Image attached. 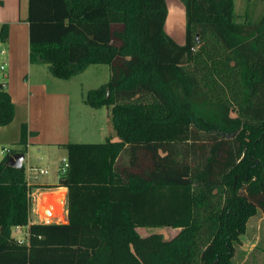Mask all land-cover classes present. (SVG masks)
<instances>
[{"label": "trees", "instance_id": "obj_1", "mask_svg": "<svg viewBox=\"0 0 264 264\" xmlns=\"http://www.w3.org/2000/svg\"><path fill=\"white\" fill-rule=\"evenodd\" d=\"M182 1L180 44L166 0H29L31 63L61 79L111 66L84 102L110 108L117 139L63 145L49 187L68 188V222H31L25 166L0 161V264H238L249 218L264 213V13L239 22L235 0ZM15 112L0 82V126Z\"/></svg>", "mask_w": 264, "mask_h": 264}, {"label": "crops", "instance_id": "obj_2", "mask_svg": "<svg viewBox=\"0 0 264 264\" xmlns=\"http://www.w3.org/2000/svg\"><path fill=\"white\" fill-rule=\"evenodd\" d=\"M28 2L29 0H0V28L4 23L9 25L7 38L2 40L0 37V66L4 65V69L0 68V82L5 83V89L15 104L16 112L14 120L18 113L22 112L26 120H28L27 129H29V124L32 125L33 123L31 112L33 99H35L37 107L43 104V101L46 102L47 99H51L55 107L53 121L46 120L47 117L45 118V116L47 114L40 112V108L34 112V114L40 116L41 120H37L35 123V125H39L35 130V140L27 136V143L25 144L26 151L23 165L26 169L27 180L33 191H38L42 185L58 184L59 177L62 174L61 168L63 164L60 166V174L56 176L54 184L38 182L39 174L42 173L37 171L40 168L49 169L48 165L42 166L40 162L44 159L48 160L47 156L52 154V150L60 149L62 151V162L63 158H67V149L63 145L73 142L70 135L69 116L71 100L70 94L67 91L55 92L48 90L51 79L47 64L30 62L29 22L27 20ZM102 108L95 109L99 111ZM105 116L107 122H109V110H107ZM24 121L22 124L25 123ZM40 122L43 126L50 125L51 127L52 125L49 128L51 129L50 136H47V133L41 134L42 132L39 129L41 126ZM10 124L0 127H6ZM30 131L34 132V130ZM109 137L117 139L114 131L111 132ZM32 146L36 147L40 152V157L36 159L40 162L34 161L35 158L31 152ZM25 161L27 162L26 164ZM47 192H59L62 196V201L64 199L63 214L54 222H68V188L66 186H53L43 193ZM259 213L260 215H258ZM32 214L31 222H39L38 218L34 219ZM15 228L19 229L21 226ZM22 228H26L25 236H27V227L23 226ZM240 240L241 243L236 245L233 260L238 264H264V213L262 211H258L249 218L246 232L240 236Z\"/></svg>", "mask_w": 264, "mask_h": 264}, {"label": "rangeland", "instance_id": "obj_3", "mask_svg": "<svg viewBox=\"0 0 264 264\" xmlns=\"http://www.w3.org/2000/svg\"><path fill=\"white\" fill-rule=\"evenodd\" d=\"M168 5V16L166 19L165 29L166 31L180 44L185 42L186 38V11L185 5L182 0H166ZM235 12L236 18L239 22L250 20L257 22L264 13V0H235ZM1 76V75H0ZM111 77V66L109 64H92L84 72L79 73L69 79H61L54 76L50 72V85L48 90L50 91H67L70 94L71 106H70V135L73 142H99L106 140L112 131H114L111 120L107 122L105 114L107 110L110 111L108 106H104L101 110H96L90 105L84 102L86 92L89 89L97 88L100 85L109 81ZM56 86V87H54ZM41 103V102H40ZM32 125L29 124L28 137L35 140V130L39 125H35L37 120H41L40 116L34 114L37 109L42 113H46V120L53 121L54 105L50 100L43 101V104L37 107L35 99L32 100ZM35 108V109H34ZM26 112V111H25ZM28 112V111H27ZM27 124L28 120L19 112L16 119L12 124L6 127H0V160H2L9 153H19L25 149V144L20 142L22 122ZM24 123V124H25ZM38 123V122H37ZM22 124V125H21ZM41 134L50 136V125L43 126L39 123ZM28 128V124H27ZM32 128V129H31ZM34 130V132L30 131ZM52 154L47 156V159L43 161L36 160L40 157V152L36 147H31V152L34 161H38L42 166H49V172L47 174H39V183L54 184L56 176L60 174V166H62V151L60 149L52 150ZM27 162L25 161V164ZM62 171V168H61ZM39 172V170L37 171ZM40 173V172H39ZM33 191V189L31 188ZM41 190H45L42 188ZM51 203V201H49ZM39 206V203H38ZM37 206V207H38ZM47 210H52V206H49L43 210L39 207L38 213L46 215L48 217H60L61 215H50ZM260 215V213L258 214ZM33 218H37L36 214H32ZM138 232L145 236L150 233H162L166 239L173 237L178 231V228L173 227H138ZM26 228H12V235L17 239L24 240Z\"/></svg>", "mask_w": 264, "mask_h": 264}, {"label": "bare ground", "instance_id": "obj_4", "mask_svg": "<svg viewBox=\"0 0 264 264\" xmlns=\"http://www.w3.org/2000/svg\"><path fill=\"white\" fill-rule=\"evenodd\" d=\"M51 201V203H49ZM49 206H52V210H47V212L50 215H61L63 213V201H62V196L59 194V192H47L43 193L39 197V206L37 207V211L39 210V207L41 209H45ZM42 216H45L48 219H51L53 217H48L46 215L41 214Z\"/></svg>", "mask_w": 264, "mask_h": 264}, {"label": "built area", "instance_id": "obj_5", "mask_svg": "<svg viewBox=\"0 0 264 264\" xmlns=\"http://www.w3.org/2000/svg\"><path fill=\"white\" fill-rule=\"evenodd\" d=\"M0 68L4 69V65H1ZM67 165H68L67 158H63L62 173L66 170ZM39 172L44 174V173H47L48 170L44 169V168H40ZM42 188H44L45 190H41ZM49 189H50L49 185H42V187L38 191H35V190L32 191L31 190V192H30V196H31V199H32L31 213H34V214L37 215V218H38L39 222L50 223V222H54L55 220H58L60 218V217H55V218L48 219L45 216H42L37 211V204H38L39 197L43 194L44 191H47ZM63 209H64V199H63Z\"/></svg>", "mask_w": 264, "mask_h": 264}, {"label": "water", "instance_id": "obj_6", "mask_svg": "<svg viewBox=\"0 0 264 264\" xmlns=\"http://www.w3.org/2000/svg\"><path fill=\"white\" fill-rule=\"evenodd\" d=\"M24 158H25V153L23 152L15 153L14 155L9 157V159L7 160V163L10 166L20 168L23 166Z\"/></svg>", "mask_w": 264, "mask_h": 264}]
</instances>
